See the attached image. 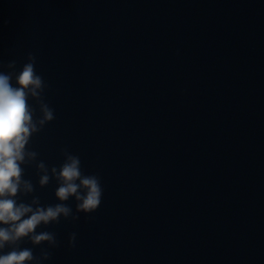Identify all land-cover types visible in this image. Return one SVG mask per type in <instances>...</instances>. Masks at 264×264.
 Here are the masks:
<instances>
[{
	"label": "clouds",
	"instance_id": "obj_1",
	"mask_svg": "<svg viewBox=\"0 0 264 264\" xmlns=\"http://www.w3.org/2000/svg\"><path fill=\"white\" fill-rule=\"evenodd\" d=\"M35 66L31 52L19 68L15 60L0 63V264H44L50 252L41 249L37 256L32 248L22 247V242L57 247L55 233L40 229L59 223L61 218L75 221L79 213L95 212L104 192L100 176L86 173L79 155L62 149V163L49 167L29 147L32 136L55 119L54 108L44 99L48 85ZM33 164L41 187L50 179L56 181L58 202L42 204L36 195L29 201L21 198L35 191L24 176L25 168ZM70 199L75 201V211L67 203ZM75 241L73 232L69 245L75 246Z\"/></svg>",
	"mask_w": 264,
	"mask_h": 264
}]
</instances>
